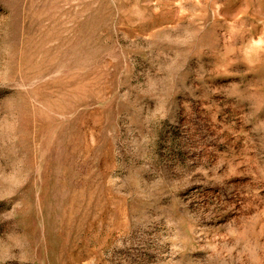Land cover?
Listing matches in <instances>:
<instances>
[{"label":"rangeland","instance_id":"1","mask_svg":"<svg viewBox=\"0 0 264 264\" xmlns=\"http://www.w3.org/2000/svg\"><path fill=\"white\" fill-rule=\"evenodd\" d=\"M0 264H264V0H0Z\"/></svg>","mask_w":264,"mask_h":264}]
</instances>
